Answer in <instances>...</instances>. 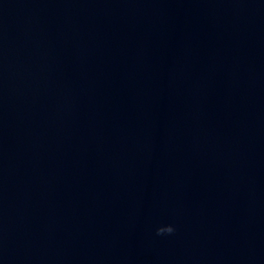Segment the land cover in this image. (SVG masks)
<instances>
[{"label":"water","instance_id":"obj_1","mask_svg":"<svg viewBox=\"0 0 264 264\" xmlns=\"http://www.w3.org/2000/svg\"><path fill=\"white\" fill-rule=\"evenodd\" d=\"M0 264H264V0H0Z\"/></svg>","mask_w":264,"mask_h":264},{"label":"clouds","instance_id":"obj_2","mask_svg":"<svg viewBox=\"0 0 264 264\" xmlns=\"http://www.w3.org/2000/svg\"><path fill=\"white\" fill-rule=\"evenodd\" d=\"M174 229L172 228V226L167 230L168 232H172Z\"/></svg>","mask_w":264,"mask_h":264}]
</instances>
